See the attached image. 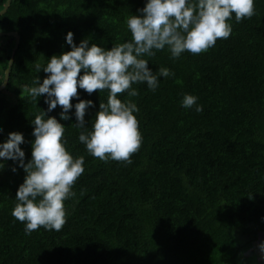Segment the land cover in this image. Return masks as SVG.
<instances>
[{"label":"trees","instance_id":"trees-1","mask_svg":"<svg viewBox=\"0 0 264 264\" xmlns=\"http://www.w3.org/2000/svg\"><path fill=\"white\" fill-rule=\"evenodd\" d=\"M8 0H0V12ZM145 0H11L0 15V85L16 39L20 44L0 93V143L8 133L25 138V163L31 159L34 126L41 111L65 127L67 150L84 157V173L65 203L62 230L39 228L25 234L12 215L18 187L26 173L11 160L0 161V264H254L264 235V0H255V15L237 23L228 39L207 52H185L173 60L167 50L145 57L160 77L152 91L133 84L131 100L142 144L131 163L102 162L79 142L80 129L61 120L60 106L47 112L45 97L33 100L28 89L49 58L89 40L110 50L131 39L125 20ZM82 74V73H81ZM79 97L92 100L86 126L107 103L108 92ZM185 94L198 97L203 111L181 107ZM78 102L73 99V105ZM16 167L15 172L12 168ZM261 260V259H260Z\"/></svg>","mask_w":264,"mask_h":264},{"label":"clouds","instance_id":"clouds-1","mask_svg":"<svg viewBox=\"0 0 264 264\" xmlns=\"http://www.w3.org/2000/svg\"><path fill=\"white\" fill-rule=\"evenodd\" d=\"M139 15L126 18L131 39L114 44L108 50L82 40L74 42L70 31L65 37L71 50L47 59L41 69L48 75L37 77L28 89L33 100L45 97L47 112L60 106L61 120H69V111L75 108L74 124L80 129L78 140L87 152L102 162L118 161L130 164L132 154L142 144L137 115L140 111L131 100L122 102L118 94L127 92L129 97L138 95L133 84L146 83L148 89L159 87L160 77L174 73L160 67L154 73L145 57H153L157 51L167 50L173 60L185 52L193 55L207 52L218 39H228L233 31L230 21L237 23L255 15V0H145V6L137 10ZM82 73V74H81ZM78 89L89 95L97 90H107V103L101 102L91 128L86 126L87 111L94 107L92 100L80 99ZM73 99H76L74 105ZM198 97L185 94L181 107L203 111ZM41 111L31 120V159L25 163V143L22 133L11 132L0 143V161L11 160L26 173L18 187L17 203L11 215L24 224L25 234L39 228L62 230L66 223L65 201L74 195V184L84 173V157H74L66 148V127L54 117H46ZM3 128H0V133ZM3 165V163H0ZM16 167L12 168L15 172ZM260 259L264 260V241L258 245Z\"/></svg>","mask_w":264,"mask_h":264},{"label":"water","instance_id":"water-1","mask_svg":"<svg viewBox=\"0 0 264 264\" xmlns=\"http://www.w3.org/2000/svg\"><path fill=\"white\" fill-rule=\"evenodd\" d=\"M10 2H11V0H8L6 7L0 12V15L4 14V13L8 10V8H9V6H10ZM0 35L3 36L4 34H0ZM6 35H7V36H13V37H15V39H16V46H15V49L13 50L12 57H11L10 62H9V67H8V69L5 71V78H4V81H3V83L0 85V93H1V92L7 87L8 80H9V71H10V67L12 66V64H13V62H14V56H15V53H16L18 47H19V44H20V36H19L17 33H15V32H11V33H8V34H6Z\"/></svg>","mask_w":264,"mask_h":264},{"label":"rangeland","instance_id":"rangeland-1","mask_svg":"<svg viewBox=\"0 0 264 264\" xmlns=\"http://www.w3.org/2000/svg\"><path fill=\"white\" fill-rule=\"evenodd\" d=\"M261 241H264V235L259 237V241L256 242L257 245H259L261 243ZM258 252H259V255H261L260 251H259V248H258ZM256 262L257 263H254V264H264V260H260V257L258 258V261H256Z\"/></svg>","mask_w":264,"mask_h":264}]
</instances>
